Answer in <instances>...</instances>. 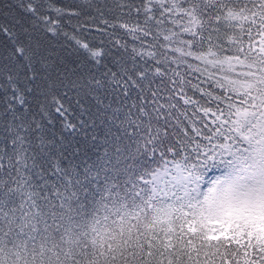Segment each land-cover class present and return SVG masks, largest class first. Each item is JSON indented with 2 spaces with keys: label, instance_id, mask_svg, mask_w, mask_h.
Instances as JSON below:
<instances>
[{
  "label": "snow or ice",
  "instance_id": "snow-or-ice-1",
  "mask_svg": "<svg viewBox=\"0 0 264 264\" xmlns=\"http://www.w3.org/2000/svg\"><path fill=\"white\" fill-rule=\"evenodd\" d=\"M0 264H264V0H0Z\"/></svg>",
  "mask_w": 264,
  "mask_h": 264
}]
</instances>
